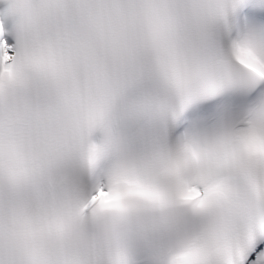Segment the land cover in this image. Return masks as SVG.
Returning <instances> with one entry per match:
<instances>
[{
  "label": "snow or ice",
  "instance_id": "1",
  "mask_svg": "<svg viewBox=\"0 0 264 264\" xmlns=\"http://www.w3.org/2000/svg\"><path fill=\"white\" fill-rule=\"evenodd\" d=\"M0 264H264V0H0Z\"/></svg>",
  "mask_w": 264,
  "mask_h": 264
}]
</instances>
